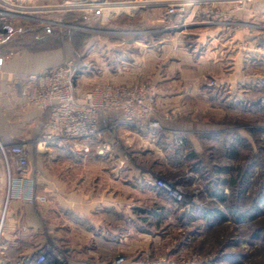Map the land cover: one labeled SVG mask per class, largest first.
I'll list each match as a JSON object with an SVG mask.
<instances>
[{"label": "crops", "instance_id": "crops-1", "mask_svg": "<svg viewBox=\"0 0 264 264\" xmlns=\"http://www.w3.org/2000/svg\"><path fill=\"white\" fill-rule=\"evenodd\" d=\"M166 1H122V11L116 12L114 17L124 14L132 17L147 9L156 15L142 24L150 25L154 31L144 36L131 34L116 44L102 41L104 44L99 52L94 51L92 39L82 51L95 62L83 69L82 76L90 83L94 76L96 80L100 78L97 81L108 77L110 68L107 61L114 52L119 58L126 56L128 50L120 48L122 45L131 46L128 52L132 57L130 61L132 67L136 65L132 70L126 66L121 72L119 78L123 82L140 80L137 64L147 59L150 82L156 87L159 99L157 105L166 113L160 120L165 128L162 131L152 133L120 123L99 141H92L89 151L69 146L50 153H38L35 140L43 130L47 111L29 101L22 92L21 82L29 73L63 64L73 58L74 51L69 44L65 49H23L0 56V141L7 144L27 142L29 175L36 180V190L48 195V201L43 204L17 200L9 203L5 213L4 238L0 244V264H30L37 250L50 239L64 252L65 264H92L89 260H95L94 264L111 263L102 249L111 243L121 244L130 225L134 231L132 234L135 233L137 214L145 209L139 203L140 192L151 191L150 206L157 201L154 169L142 168L139 157H150L160 151L156 146L158 137L172 138L176 136L172 134L173 130L194 132L195 136L215 133L224 113L235 114L231 100L236 96L238 81L242 77L244 88H240L245 92L254 88L252 91L255 93L264 94V72L252 70L253 66L264 67L263 48L257 47L264 41V0H253L245 8L235 11H232L234 5L230 0H204L189 6L182 17L168 14L164 5ZM225 10L231 13L227 14ZM227 18L240 26L224 37ZM251 22L256 23L261 31H254L249 25ZM16 30L18 33L22 29L17 26ZM191 34L195 35L189 36L196 44L193 49L188 48L183 39ZM243 45L244 50H241ZM172 48L174 51L179 49V58L173 56ZM193 58L197 60L196 77L191 68L179 69L176 65L179 61L187 63ZM163 70L168 71L162 73ZM184 76L193 77L196 81L189 84L188 79L192 78ZM210 81L214 84H208ZM101 83L104 82H94ZM188 95L200 98L196 105L197 117L186 120L171 117L170 110L188 108ZM178 100L188 102V105L174 104ZM108 115L115 120L121 119L119 112ZM162 155L165 154L162 152ZM7 190L8 175L4 172L0 179V210ZM151 215L157 214L151 210Z\"/></svg>", "mask_w": 264, "mask_h": 264}, {"label": "rangeland", "instance_id": "rangeland-1", "mask_svg": "<svg viewBox=\"0 0 264 264\" xmlns=\"http://www.w3.org/2000/svg\"><path fill=\"white\" fill-rule=\"evenodd\" d=\"M122 1L124 0H107V2L112 4L105 5L102 11L96 9L88 13L85 11H77L73 16L78 19L82 18L83 20L81 22L73 21V23L79 26L78 28L70 29L63 27L58 29V27H56L52 29L60 32H69L72 30L86 31L90 36L88 41L94 39L92 47L96 52H99L102 44H104L102 41L108 40L110 43L116 44L120 42L122 38L131 37V34H128L129 30L137 31L135 35L138 36L151 34L154 28L147 24L143 25L142 22H149L151 17H155L156 13L154 14L145 9L132 17H128L125 14L114 17L115 12L113 10L118 9H113L112 7L119 6L120 4L122 5ZM129 1L132 3H137V1L149 3V0ZM252 1L253 0L250 2ZM120 10L122 11V9H119V12ZM225 11L227 14L228 12L231 13V11ZM232 11L235 10L232 9ZM233 13L234 12H232V14ZM45 16L51 18L49 15ZM249 25L254 31H261L256 23L251 22ZM175 26L176 25H174V27ZM239 26L240 24L238 23L231 26L229 29L225 28L224 37L228 36L230 32H235ZM41 27L45 26H31L30 28L35 29ZM115 30H120L121 32L113 33L112 31ZM20 34H22L21 30H19L18 33L17 30H15L13 37L17 38ZM189 36L195 37V35L191 34L188 35L187 38H183L184 44L188 46V48H194V46H196L194 39ZM45 40L49 39L45 37ZM86 43L82 45L80 50L82 65L83 63L87 64L86 66L83 65V69L87 68L89 64L94 65L95 63L82 52ZM68 45L69 42L66 41L64 45L58 47L65 49ZM33 46L34 48L36 47L35 45ZM257 47H262L264 51V41ZM120 48L126 49L129 52L131 46L122 45ZM241 48V50H244V45L241 46ZM178 50L174 51L173 48L171 50L175 58H179L181 54ZM134 51H136V48ZM260 51L261 50H256V52ZM128 52H126V56L123 58H119L118 55H116L117 52H114V55L107 61L110 68L108 77H105V79L102 78L101 80L103 81H97L100 78L97 77L96 80V76H94L95 78L93 81L104 82L99 85L108 82H117L127 85L142 83L153 84L150 82L149 78L147 59L137 64V68L140 70V80L134 83H126L120 80L119 75L122 74L121 72L125 71L126 66L129 67L127 69L131 70L132 68H136V65L132 67V61H130L132 57L129 55L130 52ZM238 61L241 62V60H237V62ZM185 62V60L183 62L179 61V63L176 64L177 68H191L194 72V77H196V58H193V60L187 63ZM252 70L253 72L263 73L264 67L253 66ZM166 71L168 70H163L162 73ZM82 74L83 72L78 73V79L76 80L80 88L96 85L93 81L90 83ZM96 75L99 74L97 73ZM185 78H192L188 79V82L189 84L194 83L195 79L193 77ZM182 81L184 82V79H182ZM243 83L244 78L242 77V79L238 81L236 96L231 100V104L235 107V114L224 113L221 116V121H219L220 123L218 124L216 132L205 133L206 136H209L208 138H205V136H195L196 133L194 132L173 130L174 132H172V134L176 136L172 137L177 139V143L181 145V147L177 149V153L175 148L173 146L171 147L169 144H167L164 150V142L160 141L156 143V146L158 150L160 149V151L165 154L164 156L162 152L157 151V153L151 154L150 157L149 155L139 157L141 167L150 170L154 169L153 172L157 177L178 180V183L183 187L186 193L187 201L190 203L189 209L187 212H182V206L175 204L170 198H167L164 193L159 192L157 194L156 203L150 206L152 204V200H150L151 191H141L139 194V203L142 208L145 209L142 210L140 215L137 214L134 226L135 233L132 234V232H134L132 230L133 227L130 223H127L126 225L130 226H128L129 230L126 228L123 242L117 245L111 243L106 249H102V253L104 255L107 253L106 255L111 260L109 264H114L115 258L120 256L124 257L123 264H264V211H261L259 215L248 223H238L230 218L227 221L217 222L211 226H206L205 220L201 219L199 215L194 219L189 217L192 206H195L200 211L206 209L209 205L226 211L228 205L236 203L241 209L247 210V208H250L254 204L255 199L259 198L262 184V170L258 165L250 171V180L246 186H240L239 184L234 185L232 183V178L237 173V166H245L247 161L245 157L249 150L242 149L240 151L241 153H239L236 158L228 157L225 154L222 143L211 138L212 136H244L247 138L248 142L251 143L252 152H257L259 147L264 145V94L261 92L255 93L252 91L254 88H251L249 92H245L244 89L240 88L243 87ZM208 84L213 85L214 81H210ZM189 96L190 95H188L187 98L189 105L188 102L183 103L182 100H178L177 103L174 102V104H179L181 106L188 105V108L170 110L169 115L171 117H179L178 119L181 120L190 119L192 116L193 118L197 117L196 105L198 104L197 100H200V98L198 95H194L195 98ZM221 96L224 95L221 94ZM157 99L158 95L156 97L154 118L160 121L166 113L162 112V109L157 105L159 100ZM224 110H226V108ZM163 129L165 128L162 125L160 130L162 131ZM192 134H194V136ZM193 150L198 153L196 158L190 156ZM173 154L178 155L174 156ZM199 159L204 160L201 164V169L193 162ZM184 177H187L188 182L182 181ZM210 188L211 191H223L224 194L227 195V199L222 201L218 197H215V199L210 198L208 194L210 193ZM203 194L207 196L203 197ZM151 210L155 211L157 215H151ZM158 210H160L161 213H158ZM2 214L3 206L0 210V219ZM254 232H258L259 234L254 236ZM3 238L4 236L2 235L0 244ZM94 262L95 260H92V262L89 260V263L94 264Z\"/></svg>", "mask_w": 264, "mask_h": 264}, {"label": "built area", "instance_id": "built-area-1", "mask_svg": "<svg viewBox=\"0 0 264 264\" xmlns=\"http://www.w3.org/2000/svg\"><path fill=\"white\" fill-rule=\"evenodd\" d=\"M204 0H167V13L182 17L187 8ZM233 10L243 9L251 0H230ZM107 0H0V45L10 41L17 26L49 28H78L74 20L67 21L77 11H102ZM124 4L112 7L115 13ZM101 14V13H100ZM45 15H49L47 17ZM215 22L216 20H208ZM229 29L236 22L227 18ZM120 33L121 31H112ZM137 31L129 30L128 34ZM84 66L87 64L83 63ZM76 60L67 59L63 64L38 73H29L21 82L22 92L34 105L47 111L43 130L35 140V149L45 154L73 147L89 151L92 141H99L108 130H115L121 123L131 128L155 133L162 128L156 118V88L153 84H123L108 82L80 88L76 83ZM212 84V83H210ZM119 112L121 119L109 117ZM101 122L103 125L101 126ZM29 146L25 141L4 143L0 141V179L8 175V190L0 219V238L3 235L5 213L12 200L28 204H43L48 195L36 190V180L29 175ZM155 184L187 212L189 202L177 179L155 176ZM66 258L54 240L47 241L33 257L32 264H65ZM124 257H116L114 264H123Z\"/></svg>", "mask_w": 264, "mask_h": 264}, {"label": "trees", "instance_id": "trees-1", "mask_svg": "<svg viewBox=\"0 0 264 264\" xmlns=\"http://www.w3.org/2000/svg\"><path fill=\"white\" fill-rule=\"evenodd\" d=\"M66 19L78 22L83 21L82 18L78 19L74 16H69ZM21 33L22 34H20V36H18L17 38H12L7 43L0 45V56H4L14 51L23 49L29 51H43L55 49L59 48L58 46L64 45L65 42L68 41L74 51L73 58L76 60V72H83L84 66L82 65V57L80 55V50L82 45L85 44L90 38L89 34L86 31L72 30L69 32H60L51 28L41 27L35 29L25 28L21 30ZM45 37L49 40H45ZM33 45H35L36 47L34 48ZM208 137L209 136H205V138ZM211 138L214 140H218L222 143L225 154L228 157L236 158L239 153H241L240 151L242 149L249 150L247 152V156L245 157V159H247L245 166H237V170L235 169L237 173L232 178V183L234 185L239 184L240 186H246L250 180V171L258 165V167L262 170V184L259 192V198L255 199L254 204L250 208H247V210L241 209L236 203L228 205L226 211L221 210L219 208L211 207L210 205L206 209L200 211L195 206H192V209L189 213V217L191 219H194L197 218L196 216L199 215L201 219L205 220L206 226H211L217 222L219 223L227 221L230 218L238 223H248L252 221L257 215H259L261 211H264V145L260 146L257 152H252L251 143L248 142L247 138H245L244 136H212ZM176 140L177 139L173 137L168 138L167 136H159L157 139V143L160 141L164 142V150L167 144H169L171 145V147L173 146L175 148V151L177 153V149L180 148L181 145L180 143H177ZM177 155L178 154H175L174 156ZM197 155L198 153L194 150L190 153V156H194L195 158L197 157ZM203 161L204 160L199 159L193 162L196 163L199 169H201L200 167H202L201 164L203 163ZM182 181L188 182L187 177H184ZM156 187L157 192L164 193L165 195H167L158 186ZM208 194L209 197L213 199H215V197L220 198L222 201H225L227 199V195L224 194L223 191H211L210 188V193ZM205 196L207 195L203 194V197ZM258 234V232H254V236ZM29 263L32 264L31 262Z\"/></svg>", "mask_w": 264, "mask_h": 264}, {"label": "water", "instance_id": "water-1", "mask_svg": "<svg viewBox=\"0 0 264 264\" xmlns=\"http://www.w3.org/2000/svg\"><path fill=\"white\" fill-rule=\"evenodd\" d=\"M2 59L0 58V63H1Z\"/></svg>", "mask_w": 264, "mask_h": 264}]
</instances>
